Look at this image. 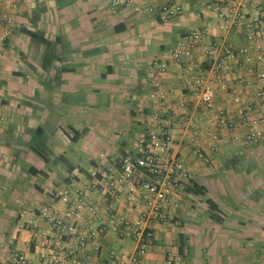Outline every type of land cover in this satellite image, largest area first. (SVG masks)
<instances>
[{"label": "crops", "instance_id": "obj_1", "mask_svg": "<svg viewBox=\"0 0 264 264\" xmlns=\"http://www.w3.org/2000/svg\"><path fill=\"white\" fill-rule=\"evenodd\" d=\"M110 1L17 0L12 35L0 48V261L18 251L36 257L49 230L41 211L57 205L59 192L74 180L92 186L98 209L80 226L90 235L86 259H130L136 242L106 227L114 212L99 190L103 174L139 151L141 139L158 126L153 112L185 100L194 122L172 130L174 150L190 168L192 184L205 192L181 195L175 226L158 227L141 264H167V252L181 246L185 264H264V139L236 141L233 133L244 132L220 125L231 106L228 91L215 98L210 121H196L193 91L174 66L161 75L176 85L173 95L161 106L149 97L153 62L165 59L191 29L203 30L205 43L239 49L249 42L238 29L222 26L216 0H183L173 17L149 10L168 0H150L142 11L122 3L117 14ZM25 28L50 44L32 40ZM204 49L196 69L211 65ZM230 61L238 71L247 69L241 59Z\"/></svg>", "mask_w": 264, "mask_h": 264}, {"label": "built area", "instance_id": "obj_2", "mask_svg": "<svg viewBox=\"0 0 264 264\" xmlns=\"http://www.w3.org/2000/svg\"><path fill=\"white\" fill-rule=\"evenodd\" d=\"M149 1L111 0V11L119 13L122 3L142 11L148 9ZM181 1L168 0L158 8L151 5L149 10L177 16L183 9ZM16 9L17 0H0V48L12 35ZM213 9L224 28L238 29L249 44L236 49L230 43L217 40L205 43V32L191 29L165 59L153 62L156 69L151 74L150 100L161 106L173 95L176 85H167L161 75L174 66L183 71V84L193 91L196 121H210L215 98L228 91L231 106L226 109L220 125L244 132L243 135L234 132L233 140L259 143L264 139V0H216ZM203 46L204 55L212 62L208 68L196 69ZM238 59L246 66L245 71L233 68L230 60ZM229 74L233 76L232 84ZM152 117L158 126L141 139L137 153L121 158L120 168L113 166L103 174L99 187L108 204L113 206L114 213L106 227L137 244L135 254L130 259H120L117 264H141V257L153 244L158 227L175 226L174 214L180 206L181 195L192 185L190 168L174 150L172 132L175 127L186 130L194 122L188 103L178 101L169 111L153 112ZM2 122L0 114V124ZM209 138L217 140L218 135L211 132ZM198 153L202 156V152ZM97 173L94 171L93 175ZM71 183L59 192L57 205L46 206L41 211L49 230L37 243L36 257L18 251L0 264H90L86 259L90 235L81 231L80 226L86 215H94L98 209L92 201V186L79 180ZM120 205L124 211H118ZM84 223L87 224V220ZM65 239L71 245H67ZM185 262L181 252H167V264Z\"/></svg>", "mask_w": 264, "mask_h": 264}, {"label": "trees", "instance_id": "obj_3", "mask_svg": "<svg viewBox=\"0 0 264 264\" xmlns=\"http://www.w3.org/2000/svg\"><path fill=\"white\" fill-rule=\"evenodd\" d=\"M24 31H25L26 34L29 35V37H30L32 40L39 41V42H41V43H43V44H50V41L47 40V39L44 37V35H42V34L36 32V31H34V30H30V29L25 28ZM37 151H38L39 154H41L40 150L37 149ZM41 155H42V154H41ZM188 189H190V191H193V192L198 193V194H204V192H205L204 189H203L201 186H198L197 184H192ZM208 201H209V203L211 204V206H213V203H212L210 200H208ZM180 252H181L182 254H184V252H183V247H182V246L180 247Z\"/></svg>", "mask_w": 264, "mask_h": 264}, {"label": "rangeland", "instance_id": "obj_4", "mask_svg": "<svg viewBox=\"0 0 264 264\" xmlns=\"http://www.w3.org/2000/svg\"><path fill=\"white\" fill-rule=\"evenodd\" d=\"M41 160H43V159H41ZM43 162V161H42ZM44 163V162H43Z\"/></svg>", "mask_w": 264, "mask_h": 264}]
</instances>
